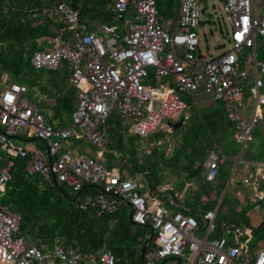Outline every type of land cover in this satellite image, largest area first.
<instances>
[{
	"label": "built area",
	"instance_id": "2783aa9c",
	"mask_svg": "<svg viewBox=\"0 0 264 264\" xmlns=\"http://www.w3.org/2000/svg\"><path fill=\"white\" fill-rule=\"evenodd\" d=\"M53 1L52 13L63 27L45 40L42 50L31 54L29 65L35 71L54 72L66 64L67 83L76 89L75 108L69 125L59 128L47 121L26 96V86L0 77V152L9 159H25V170L38 174L47 184H64L73 193L83 186H92L94 194L75 199L80 211L111 215L120 205L128 207L129 221L146 225L153 236V246L141 255L142 264L179 258L184 249L187 256L182 264H264L262 249L250 256L242 248L241 240L249 231L241 224L222 225V235L212 238L214 212L199 215L198 224L185 209L170 216L161 209H150L136 191L141 187L137 177L129 178L123 173L119 179L102 162L104 126L111 113L121 120L122 131L145 140L157 132L170 133L168 120L186 124L191 104L182 97L199 89L211 101L221 104L233 127V141L242 149L250 143L251 128L258 120L255 107L264 105V96L258 95L264 61L255 62L253 54L255 36L263 40L264 53V0L261 14L259 0H219L230 28V49L215 58L197 55L201 11L194 0L180 1L172 32L159 24L155 0H110L111 20L123 22L122 26L119 29L115 24H100L93 30L79 24L77 11L66 0ZM129 9L134 13L133 24L125 20ZM242 49L251 50L254 74L252 86L247 89L254 107L247 116V106L242 104L247 69L239 67L236 56ZM149 71L153 86L148 83ZM160 77L167 82L160 83ZM22 133L40 141L42 151H26L9 143ZM68 140H82L97 148L94 157L71 151ZM60 143L62 153L58 152ZM221 162L222 158L213 152L205 155L201 164L205 182L214 181ZM10 167L11 161L7 160L0 168V199ZM242 173L240 185L249 188L252 201H262L263 194L257 189L264 181V163H254L252 170L243 163ZM19 220L17 214L0 204V264H113L109 251L93 258L57 246L42 254L19 235Z\"/></svg>",
	"mask_w": 264,
	"mask_h": 264
},
{
	"label": "trees",
	"instance_id": "16d2710c",
	"mask_svg": "<svg viewBox=\"0 0 264 264\" xmlns=\"http://www.w3.org/2000/svg\"><path fill=\"white\" fill-rule=\"evenodd\" d=\"M66 1L77 11L79 24L89 30L98 23H111V14L107 10L109 0ZM158 3L159 0H155L156 11ZM53 9V0H0V77L4 75L8 83L26 86L27 91L38 87L45 98L39 109L45 119L47 113H50L47 119L50 122L61 113H72L76 94L74 87L67 85L68 88L65 89L60 80H54L53 74L57 72L35 71L29 65L31 54L40 49L37 41L52 38L63 27L53 15ZM62 71L66 76L64 69ZM183 100L190 103L187 96L185 99L183 96ZM232 134V124L226 119L220 103L212 102L203 107L192 105L186 124L170 133L157 132L148 136L145 139L146 152L139 150L140 147L128 151L123 138L130 135L121 130V120L115 113H111L104 126L102 162L107 170L115 171L119 179H122L123 173L129 178L137 177L141 187L136 191L147 206L158 199L163 202V196L166 195L175 201L179 192L163 184L164 176L160 173L162 169L173 168L174 174L182 178L184 183H202L203 186H209L216 178L211 183L205 182L201 168L203 159L208 152L222 158L217 168V177L225 161L217 151L228 144H235ZM166 136L174 139V146L167 156L156 147V143ZM262 145L260 149L264 153V143ZM234 156L235 153L230 160ZM7 160L11 161L9 180L4 184L0 204L10 213L19 216V235L32 242L42 254L57 246L64 251L73 250L83 257L93 258L103 251H109L113 256V264H142L140 248L143 244V251L152 247L153 236L146 225L138 226L129 221L128 207L120 205L111 215L80 211L76 208V201L72 202L71 199L75 194L78 197L94 194L96 190L92 186H83L80 191L73 193L64 184H47L38 174H29L25 170V159ZM240 160L264 162L259 159L252 160L251 153L244 154L243 150ZM163 162L165 165H162ZM222 187L223 183L218 182L215 199L207 201L199 210L195 209V205L183 202V206L192 210L190 214L198 224V214L213 210ZM261 187L264 197V181ZM197 190L198 188L195 192ZM201 195H205V192ZM239 223L251 233L264 251V217L255 228L249 227L243 221L234 220L224 225ZM220 224L216 221L210 235L212 238L220 236Z\"/></svg>",
	"mask_w": 264,
	"mask_h": 264
},
{
	"label": "rangeland",
	"instance_id": "374dc122",
	"mask_svg": "<svg viewBox=\"0 0 264 264\" xmlns=\"http://www.w3.org/2000/svg\"><path fill=\"white\" fill-rule=\"evenodd\" d=\"M180 0H159V3L157 5V9L159 12V16L161 20H166V19H171L172 21H177V8ZM197 5L198 9L200 12L198 19L201 23V26L197 28V39H198V44H197V51L200 55H205L210 58H215L226 51L230 49V44H229V34H230V28L228 24L225 21V15L222 12V3L219 0H194ZM258 5L261 4V1L259 0L257 2ZM133 14H127L125 16L126 20L131 21L130 24H133L132 18ZM164 22V21H163ZM114 24V23H112ZM119 23H115L116 27H119ZM40 40L37 41L39 43ZM42 50V48L38 49ZM255 60L256 61H261L264 60V53L262 49V40L255 36ZM165 53V50L160 53L158 56L160 59L163 58ZM236 55L239 60V65L241 68H246L248 69V74H247V79L246 82L244 83L245 86V92H244V98L242 101V104L245 106L246 104V98L248 97L250 102L249 106L245 108L244 110V115L247 116L253 111L254 107V101L253 98L250 97V95L247 92V89L252 86V81H253V75H252V61L250 59L251 51L249 49H242L241 51H237ZM53 78L55 81L62 82V85L65 89L68 88V84L65 83V76L60 73H54ZM160 82L163 83L165 81V77H160L159 78ZM260 80L262 82V88L258 90V95H263L264 96V76L260 77ZM28 98L34 100L37 102L38 107L41 108V105H43V96L38 89V87L33 88L31 91H28L27 95ZM190 97L191 100L194 102L196 107H203L210 105L212 101L210 98L205 95L201 89L198 91H195L191 94H186L184 95L185 97ZM255 115L257 116L258 120L257 122L252 126L250 135H251V143H248L245 147H243V153L250 152L252 160H264V153L262 152V149H260V145L263 146L262 144L264 143V105H258L255 107ZM55 120H52V123L56 122V126L59 128H63L69 125L70 122V114L66 113H61L60 115H57L54 117ZM169 124L174 125L176 122L172 120L167 121ZM22 138H29L27 133H22L21 134ZM11 143L16 147V146H21L23 147L24 150H28L29 148H33L36 146L41 147V143L38 140H33L31 141L30 145L29 142L25 141L24 143H20L17 140H10ZM124 146L126 150H136L138 147H140L139 150H144L147 148V142L141 138L137 137H124ZM68 144H70V150L75 151L76 153H87L89 156L94 157L95 151L97 148L85 143L82 140L79 141H74V140H68ZM129 143H131V146L129 147ZM174 146V139L171 137L164 138L162 141L159 142L158 147L159 151L162 152L165 156H167L170 153L171 148ZM129 148V149H128ZM240 150V146H237L235 144H228L220 151H217V153L224 158V163L221 166V172L220 174L216 177L215 181L210 184L209 186H203L202 183L195 184L193 182H190L186 188H184V181L182 178H180L177 174L175 175V171L172 169H162L160 172L162 176V181L164 182L163 184H168L169 187H171L174 191L183 193L182 197L185 202H188L189 200L196 205H199V197L201 196L202 193H208L209 195H215L217 192L216 184L218 182L223 183V187L221 191H219V195L216 199V203L214 208L216 209V217L215 220L218 222H230L232 220L234 221H243L248 225L247 222V215L251 212L259 213L263 212L264 210V200L261 202H254L250 201L249 195L250 191L249 188L243 187L241 185L235 186V184L228 183V179L230 177V174L234 168L235 172L238 173L242 167L241 163H235L233 160H230L231 155L235 153V156L238 154ZM145 151V150H144ZM58 152L62 153L63 152V147L62 143H60ZM0 155L2 156V161L0 162V168L4 165V160L7 159L6 156H3L0 152ZM234 156V157H235ZM256 156V157H255ZM9 159V158H8ZM255 162V161H251ZM162 165H165L163 162ZM233 175V179H234ZM198 188V190L195 192V190ZM239 192L242 194L244 198V204L241 205L239 208H234L231 203V197L232 193L234 191ZM258 192L262 191L261 185L258 187ZM67 191V190H65ZM184 191V192H183ZM68 192V191H67ZM221 205L219 206V204ZM219 206V209H218ZM216 222H213L215 224ZM240 224V223H239ZM230 238H227V241H230ZM242 242V248L250 254V256L255 252L257 248V243L255 242V239L251 235V233L246 232L244 234V237L241 240ZM52 250V249H51ZM47 251L44 254H48L51 252ZM182 256L177 258L180 262H184L186 256H187V251L184 249L182 251ZM242 257V254L239 255V258ZM52 264V262H51ZM162 264H175V262L167 260Z\"/></svg>",
	"mask_w": 264,
	"mask_h": 264
},
{
	"label": "crops",
	"instance_id": "0c3cea01",
	"mask_svg": "<svg viewBox=\"0 0 264 264\" xmlns=\"http://www.w3.org/2000/svg\"><path fill=\"white\" fill-rule=\"evenodd\" d=\"M181 1V0H180ZM180 1H179V4H180ZM261 1V3H262V1L263 0H260ZM179 4H178V8H177V17L176 18H178V9H179ZM260 6H261V4L258 6V8H259V14H261L262 13V9L260 8ZM109 7H110V0H109V4H108V8H107V10L109 11ZM158 11V10H157ZM157 11H156V13H157ZM110 13V12H109ZM127 14H133L134 15V13H133V11L131 10V9H129L128 10V13ZM126 14V15H127ZM125 15V16H126ZM157 18H158V21H159V24L162 26V28L164 29V30H166L167 32H172V30L174 29V27H175V25H176V22L177 21H172L171 19H166V20H161V18H160V16H159V12L157 13ZM126 20V19H125ZM126 21H129V20H126ZM164 21V22H163ZM113 22H112V20H111V23L110 24H112ZM202 22H199V26H200V24H201ZM115 24V23H114ZM120 25H119V29H120V27L122 26V24H123V22H121V23H119ZM98 25H100V23H98V24H95L94 25V27L93 28H91L92 30L93 29H95V28H97L98 27ZM83 27V26H82ZM85 28V27H84ZM85 29H87V28H85ZM89 30V29H88ZM260 38V37H259ZM261 39V38H260ZM262 40V39H261ZM262 44H263V40H262ZM38 45L40 46V48L41 47H43V46H45V41H39V43H38ZM263 49V48H262ZM254 50H255V41H254V49H253V54H254V60H255V52H254ZM241 51V50H240ZM251 51V50H250ZM197 55L198 56H205V55H200L199 53H198V51H197ZM237 56V55H236ZM207 57V56H206ZM237 59H238V57H237ZM250 59H251V55H250ZM251 61H252V59H251ZM261 61H264V60H261ZM255 62H260V61H256L255 60ZM238 65H239V60H238ZM239 67H240V65H239ZM252 67H253V62H252ZM241 68V67H240ZM244 68V67H243ZM64 69V71L66 72V76H65V83H67V76H68V71H67V69H66V64L62 67V68H60L58 71H54V72H60V73H62L63 70ZM252 70V69H251ZM63 74V73H62ZM247 74H248V69H247ZM252 75H253V77H254V74H253V70H252ZM6 78L4 75L3 76H1V78ZM159 82H160V80H159ZM165 82H167V79L165 78V81L163 82V83H165ZM148 83L151 85V86H153V85H155V82H154V80H153V78H152V73L149 71V80H148ZM161 83V82H160ZM68 84V83H67ZM263 86V85H262ZM198 91V90H197ZM187 98H189V100H190V104H191V106L192 105H195L194 104V102L191 100V98L190 97H187ZM182 99H183V97H182ZM43 100H45V98L43 97ZM33 102V101H32ZM50 102V101H49ZM213 102V101H212ZM249 102H250V100H249V98L247 97L246 98V104H245V106H249ZM35 103V102H34ZM36 104V103H35ZM37 105V104H36ZM38 106V105H37ZM39 108V107H38ZM40 110V109H39ZM41 112V111H40ZM44 116V115H43ZM47 118L46 119H48L49 117H50V113H47ZM55 125H56V122L54 123ZM170 126H171V124H170ZM171 132V131H170ZM162 133H165V132H162ZM10 140H17L18 142H20V143H24L25 141H27V142H29V145L31 144L30 142L31 141H33L34 139H31V137H29V138H22V136L20 135V136H18V137H16V138H12V139H10ZM9 140V143L10 144H12L11 143V141ZM146 141V140H145ZM147 142V141H146ZM41 143V142H40ZM159 143V142H158ZM235 143V142H234ZM236 144V143H235ZM13 145V144H12ZM147 145V144H146ZM156 145H158L157 143H156ZM14 146V145H13ZM237 146H239V145H237ZM16 147H19V148H22L23 149V147H21V146H16ZM42 148H43V145H42V143H41V147L40 146H36V147H33V148H29L28 150H26V151H32V150H41L42 151ZM241 148V147H240ZM145 150V152L147 151V148H145L144 149ZM241 151H242V149H241ZM96 152V151H95ZM83 154H87V153H83ZM88 155V154H87ZM1 156V155H0ZM4 156V155H3ZM89 156V155H88ZM240 156H241V153L240 154H237L232 160L235 162V163H241L242 164V166H243V163L244 164H247L248 166H249V170H252V168H253V165H254V163H264V162H244V161H241L240 160ZM2 157V156H1ZM4 161H6V159L4 160ZM231 174H233V175H235L234 176V179H233V176L231 177L232 178V180H229L228 179V183H233V184H235V186H239L240 185V183L238 182V180H239V178H240V176H242L243 175V173H242V167H241V169H240V171L238 172V173H236L235 172V170H234V168H233V170H232V172H231ZM231 174H230V176H231ZM230 178V177H229ZM188 184H190V182L189 183H185L184 184V188H186V186H188ZM261 185V184H260ZM259 185V186H260ZM166 186H168V184H166ZM242 186V185H241ZM258 186V187H259ZM247 188V187H246ZM250 191V190H249ZM184 192V191H183ZM182 192L181 193H178V198L174 201V199H172L171 197H169V196H163V198H164V201L162 202V201H160L159 199L157 200V201H153L151 204H150V206H148L150 209H155V208H157V209H161V210H163L164 212H165V214L167 215V216H170L172 213H175V212H177V211H180V209H185L187 212H188V215H189V213H192V212H190V211H192L190 208H188L187 206H183L184 205V203H185V201H184V199H183V197H182ZM249 198L251 199V194L249 195ZM213 199H215V195H212V194H208V193H205V195H201L200 197H199V205H196V207H195V209L196 210H199L207 201H210V200H213ZM184 202V203H183ZM252 202V201H251ZM261 202V201H260ZM171 203V204H170ZM187 203H190V204H192V205H195V204H193L190 200L187 202ZM231 203H232V207H233V209L234 208H239L241 205H243L244 204V198H243V196H242V194L241 193H239V192H236V190L234 191V193H232V197H231ZM212 212H214V222H216V220H215V217H216V209L215 208H213V210H211ZM191 215V214H190ZM198 215H200V214H198ZM263 217H264V210H263V212H259V213H254V212H251V213H249L248 215H247V222H248V226L249 227H251V228H255L257 225H259V223L261 222V220L263 219ZM235 222H238V221H235ZM239 222H241L240 220H239ZM221 224H220V226H219V229H220V234L219 235H221L222 234V232H221V226L222 225H224V224H226V222H220ZM229 223V222H228ZM214 226H215V224H214ZM228 242H230V241H228ZM257 249H262L263 250V248H262V246L258 243L257 244V248H256V250ZM167 260H170V261H173V262H175V264H182L183 262H180L179 260H177V258L176 259H171V258H169V259H165V260H162L161 262H159L158 264H162V263H164L165 261H167ZM53 264H54V262H53Z\"/></svg>",
	"mask_w": 264,
	"mask_h": 264
},
{
	"label": "water",
	"instance_id": "95a60500",
	"mask_svg": "<svg viewBox=\"0 0 264 264\" xmlns=\"http://www.w3.org/2000/svg\"><path fill=\"white\" fill-rule=\"evenodd\" d=\"M180 126H181L180 122H176L174 125H171V126H170V128H171V132L174 131V130H176V129H178V128H180ZM241 149H242V148H240L238 154L241 153ZM76 197H77V194H75V195L73 196V198L71 199V201H72V202L75 201ZM143 249H144V244H143V245L141 246V248H140V252H139L140 255H142V253H143Z\"/></svg>",
	"mask_w": 264,
	"mask_h": 264
}]
</instances>
